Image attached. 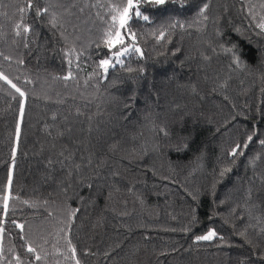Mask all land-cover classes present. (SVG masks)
I'll return each mask as SVG.
<instances>
[{"label":"trees","instance_id":"obj_1","mask_svg":"<svg viewBox=\"0 0 264 264\" xmlns=\"http://www.w3.org/2000/svg\"><path fill=\"white\" fill-rule=\"evenodd\" d=\"M0 264H264V0H0Z\"/></svg>","mask_w":264,"mask_h":264},{"label":"rangeland","instance_id":"obj_2","mask_svg":"<svg viewBox=\"0 0 264 264\" xmlns=\"http://www.w3.org/2000/svg\"><path fill=\"white\" fill-rule=\"evenodd\" d=\"M135 1H136V0H129V5H133V4H135ZM122 18H123V16H121V17L119 18V20H122Z\"/></svg>","mask_w":264,"mask_h":264}]
</instances>
